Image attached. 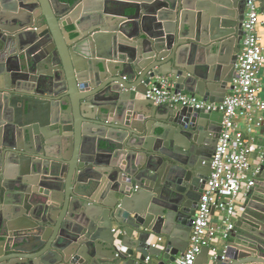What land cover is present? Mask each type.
<instances>
[{
	"label": "water",
	"instance_id": "1",
	"mask_svg": "<svg viewBox=\"0 0 264 264\" xmlns=\"http://www.w3.org/2000/svg\"><path fill=\"white\" fill-rule=\"evenodd\" d=\"M243 17L244 0H0V264L186 250L222 114L135 96L168 76L221 102ZM252 181L195 264H264V151Z\"/></svg>",
	"mask_w": 264,
	"mask_h": 264
},
{
	"label": "built area",
	"instance_id": "2",
	"mask_svg": "<svg viewBox=\"0 0 264 264\" xmlns=\"http://www.w3.org/2000/svg\"><path fill=\"white\" fill-rule=\"evenodd\" d=\"M260 1L244 0L242 38L234 64L232 89L221 102H209L196 94H180L171 90L168 76H157L141 95L155 105H185L222 114L221 131L202 193L197 202L186 250L168 264H195L204 246L216 235H226L237 215V199L242 186L253 184L247 177L255 127L263 125L264 100L259 95L261 70L264 67V37L259 27ZM243 124L244 128L241 126ZM258 170V168H257ZM256 170V171H257ZM215 249H212L214 251ZM151 259L146 257L145 261Z\"/></svg>",
	"mask_w": 264,
	"mask_h": 264
},
{
	"label": "crops",
	"instance_id": "3",
	"mask_svg": "<svg viewBox=\"0 0 264 264\" xmlns=\"http://www.w3.org/2000/svg\"><path fill=\"white\" fill-rule=\"evenodd\" d=\"M260 20L264 21V15L263 14H261ZM258 30H259V33L264 37V26L259 27ZM209 55L211 57L216 56V54H213L211 52L209 53ZM259 95L264 100V67L261 70V85L259 88ZM135 97L142 98L140 94L139 95L136 94ZM261 115L263 116V125H261L260 127H255L254 130L250 133V137L252 138V140H251L252 151H251V155H250L251 168L247 173V177L250 179L254 178V176L256 174V170L260 165L261 158L263 156V151H264V134H263V132H264V110H263ZM241 126L243 127L244 125L241 124ZM246 190H247V187L245 185H243L241 192L239 193V196L237 199V209H238L237 212L238 213L240 212V205L243 202ZM1 234L4 235V232H2ZM164 240L165 239L162 238L161 241H159V242L156 241L157 245L162 246L164 244ZM223 246H224V239H223L222 235L216 234L211 239V241L208 245V247L210 249L209 254L214 255L216 253H221L223 250ZM212 249H215V250L212 251ZM152 264H157V261L153 260Z\"/></svg>",
	"mask_w": 264,
	"mask_h": 264
}]
</instances>
